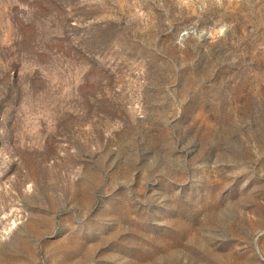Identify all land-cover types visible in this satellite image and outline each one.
Masks as SVG:
<instances>
[{"label":"rangeland","instance_id":"rangeland-1","mask_svg":"<svg viewBox=\"0 0 264 264\" xmlns=\"http://www.w3.org/2000/svg\"><path fill=\"white\" fill-rule=\"evenodd\" d=\"M0 264H264V0H0Z\"/></svg>","mask_w":264,"mask_h":264}]
</instances>
